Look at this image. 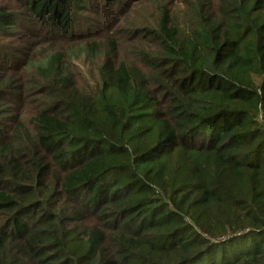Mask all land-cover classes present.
Wrapping results in <instances>:
<instances>
[{
	"label": "trees",
	"instance_id": "16d2710c",
	"mask_svg": "<svg viewBox=\"0 0 264 264\" xmlns=\"http://www.w3.org/2000/svg\"><path fill=\"white\" fill-rule=\"evenodd\" d=\"M96 2L24 3L66 41ZM152 3L141 64L111 38L28 65L45 101L0 124V264H264V0Z\"/></svg>",
	"mask_w": 264,
	"mask_h": 264
},
{
	"label": "rangeland",
	"instance_id": "374dc122",
	"mask_svg": "<svg viewBox=\"0 0 264 264\" xmlns=\"http://www.w3.org/2000/svg\"><path fill=\"white\" fill-rule=\"evenodd\" d=\"M25 1L0 0V6L6 13L15 16L12 23L14 25L0 36V80L6 82V86L18 89L15 94L11 93L10 88L7 89L6 98L0 95V124L8 130L12 128L14 119L26 116L28 119V115L45 101L41 95L45 79L36 70H28L27 67L32 61L41 60L52 50L71 49L87 42L103 47L106 39L113 38L119 46L120 59H126L135 65L141 64L140 56L143 53L154 51L133 40L143 33V28L156 27L158 16L154 14L153 0H143L142 4L140 1L133 3L122 0L121 4L115 5L98 0L92 4V10L87 8L83 12H76L74 32L80 34L76 38L68 36L66 41L50 39L52 25H48L46 19L32 18ZM194 1L169 0V3L172 12L183 17ZM101 60L102 58H97L92 61L86 57L72 59L69 63L70 73L77 80L93 83Z\"/></svg>",
	"mask_w": 264,
	"mask_h": 264
}]
</instances>
